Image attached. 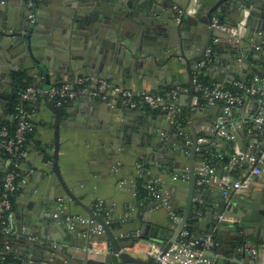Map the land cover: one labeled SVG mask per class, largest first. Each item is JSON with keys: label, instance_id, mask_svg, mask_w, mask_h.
<instances>
[{"label": "crops", "instance_id": "0c3cea01", "mask_svg": "<svg viewBox=\"0 0 264 264\" xmlns=\"http://www.w3.org/2000/svg\"><path fill=\"white\" fill-rule=\"evenodd\" d=\"M31 1L32 8H29L26 0H0V30L16 34L0 41V122L10 117L8 107L15 96L14 74L19 71H25L36 85L45 88L62 84L63 80L91 76L96 81L105 78L134 93L160 92L167 87L190 89L181 47L184 46L190 58L199 56L206 35L195 24L191 29L183 30L179 36L176 22L152 17L150 19L156 23L144 29L138 19L139 15H143V11L140 13L138 8L143 9L144 0ZM161 1L174 4L175 8H178L177 4L186 2ZM222 1L225 0H213L214 3L212 0H202L207 8L205 12H199L196 20L209 14L214 4ZM248 1L249 6L245 9L250 14L253 4L264 7V2ZM127 3L130 5L126 6ZM226 6L221 4L218 7L223 13L224 23L235 25L240 9L234 4ZM128 7L131 8L129 14ZM172 10L168 8L163 17L169 12L173 14ZM32 13L34 18H30ZM261 39L262 33L259 32L244 41L253 45ZM214 44L219 45L217 57L211 58L203 70L214 83L225 85L237 78H246L253 74L251 68L264 72V51L248 53L251 60L241 63L238 59L234 60V56L239 58L245 53L244 47L234 45L225 38H219ZM230 44L233 47H229ZM249 44L244 43L245 46ZM231 48H237L236 53ZM175 102L181 114L183 111L179 119L176 116L169 119L170 114L165 118V111L162 110L140 107L144 114H140L139 123L133 114L139 111L133 110L132 113L121 109L113 101H102L91 95L63 106L52 102L46 95L41 97L32 116L36 137L26 142L20 165L27 182L16 195L12 211L16 230L18 226L23 234L41 233L49 239L53 237L74 245L78 256L89 244L92 246L93 258L102 259L112 251L104 233L87 236L89 225L78 223L74 229H70L63 219L64 215L87 216L77 204L65 200L66 193L57 177L51 173L52 162L48 158L54 152L55 143V126L52 124L54 113L50 106L69 107L66 116L68 123L60 129L59 164L65 180L76 195L93 208L95 202L102 201L112 219L120 223V226L113 228L114 232L120 239L134 240L133 247L124 250L135 258L149 260L147 251L152 240L151 236L140 235L142 224L146 222L160 228H175V224L166 206L157 203L158 199L138 200L136 184L139 170L144 165L147 166V172L159 180L172 207L182 214L188 191L187 155L190 152V146L185 142L188 139L193 141L192 126L198 137L204 134L203 142L209 143L208 148L218 139L212 130L215 122L219 118L234 121L238 129L237 139L232 141L233 150L264 154L261 143L263 137L250 121L260 111L258 99L253 98L230 112L224 110L222 105L210 106L201 109V112L192 108V126L186 120L189 92L180 94ZM142 116L147 119L141 120ZM130 129L134 133L132 137H128ZM131 138L133 142L128 145ZM43 144H47L46 153L41 150ZM167 156H170L171 161L165 173L160 166H163V158ZM231 165L233 162L229 157L222 160L218 165L219 174L242 177L248 166L243 163L231 170L226 168ZM5 169V160L0 155V173H4ZM175 179L179 181L178 186L171 183ZM260 179L264 180V175ZM199 191L204 198L197 203L216 210L222 190L210 185ZM251 194L253 199L250 205L239 202L237 206L241 219L236 220L239 225L242 224L240 233L247 234L243 238L247 243L242 244L241 238L233 240L228 231L222 232L219 236L220 246L217 245L215 249L218 262L222 259L224 264H245L249 257L243 248H252L256 241L264 238V183L257 178L248 195ZM125 217L126 220L122 222ZM214 219V212L204 208L199 220L213 225ZM19 238L20 235L0 237V254L10 257L7 264L20 263L17 255L23 251V245L18 242ZM231 242L238 244L233 251ZM219 249L223 250V255H220Z\"/></svg>", "mask_w": 264, "mask_h": 264}, {"label": "built area", "instance_id": "2783aa9c", "mask_svg": "<svg viewBox=\"0 0 264 264\" xmlns=\"http://www.w3.org/2000/svg\"><path fill=\"white\" fill-rule=\"evenodd\" d=\"M198 8L194 1L189 7L188 12L194 13ZM220 10H217L211 22V27L229 34L232 42L237 45L243 39V34L248 26L250 12L244 9L242 19L234 26H229L221 21ZM219 39H215V43ZM258 51H264V46L255 44ZM213 47L206 51V58L201 63L193 66V84L194 96L192 99V108L204 109L210 106L222 105L227 112L243 106L249 100L256 98L261 104L260 111L250 118L251 123L256 126V130L263 137L264 146V77L250 74L248 77L237 78L230 82L232 88H227L222 84L203 83L199 75L205 67L211 62ZM249 54L243 52L238 61L244 63ZM189 88L172 89L165 93L143 91L134 93L131 90L119 85L110 83L105 78L97 81L91 76H79L73 82L55 84L49 88L39 85H30L20 92L19 100L15 106L14 119H16V128L13 132L7 126L0 129V155L5 160L6 169L1 179L0 187V230L4 235L19 236L12 218L13 197L20 191L27 182L24 174L21 172L20 165L24 157V145L27 142L28 134L35 128L33 122V113L41 97L48 96L49 99L59 105L64 102H70L79 99L85 95H91L102 101H113L116 104L121 102V107L137 109L148 107L153 110H162L168 114H174V117L181 114L180 108L176 105L177 97L182 93H188ZM238 125L233 121H225L219 118L213 125L212 130L218 138L227 141H236ZM204 137H198V142H203ZM185 144L190 146L192 141L186 140ZM227 151L218 152L215 156L224 160L230 158L233 165L227 166L229 170L247 163V170L242 177L221 176L218 167L211 161L204 158L197 161L196 175L197 188L202 190L210 185H215L222 190V196L226 202H229L235 194H248L255 183V179L264 175V154L254 151L238 150L227 156ZM139 177L145 178V188L149 195L161 200L166 206L169 214L175 224L181 219V213L173 210L169 197L164 193L159 180L145 171L139 170ZM258 179V180H259ZM96 212L101 214L107 221H113L110 212L105 208L102 201L95 202ZM195 217H202L201 210L193 211ZM58 216V214H57ZM222 218V217H221ZM63 219L70 229H74L78 223L90 226L87 236L92 234L104 233L102 227L96 224L89 216L64 215ZM223 219V218H222ZM126 217L121 221H125ZM227 220V219H226ZM228 220H235L234 218ZM216 244L211 233H201L199 236L190 237L187 227L183 229L176 243L173 244L164 254L160 249V243L152 241L149 244L147 253L152 256L157 264H219L215 255ZM245 254L249 261L245 264H264V245L257 247H244ZM5 257L3 256V259Z\"/></svg>", "mask_w": 264, "mask_h": 264}, {"label": "water", "instance_id": "95a60500", "mask_svg": "<svg viewBox=\"0 0 264 264\" xmlns=\"http://www.w3.org/2000/svg\"><path fill=\"white\" fill-rule=\"evenodd\" d=\"M122 1V0H121ZM194 1L197 3L198 8L196 12L194 13H189V7L193 5ZM244 3H242V0H225L222 1L220 4H214L215 6L213 7L212 10L208 8L211 12L209 14H205L201 16L198 20H196V16L200 14L199 12L204 11L207 7L203 5L202 0H186V2L182 5H178V8H175L174 4H166L162 2L161 0H144V7L143 9L138 8V11L141 13L143 11V15H139L138 19L139 22L142 24L141 26L144 29L150 28L152 24L156 22H152L150 18H158L161 20H166V21H171L173 20L176 22L177 26V34L181 36L183 30H188L191 29L192 25L195 24L199 30H202V33L206 35V38L204 40V44L200 50V54L198 57H193L190 58L186 52L184 46L181 47L182 49V58L185 60L186 64V70L188 72L189 76V83H190V91H189V96H190V103L189 106L187 107V116L186 120L190 121L191 124V115L190 111L192 109V99L194 96V84H193V66L194 63H200L205 60L206 58V51L208 48L213 47L215 49V57H217V53L219 51L218 44H214L215 39L219 38H225L228 40H232V37L229 34H226L224 32H221L219 30H216L212 28L211 22H212V17L214 13L218 10V7L223 4L224 7H227L226 5L234 4L235 6H238L240 11H239V17L235 21L237 24L243 17L244 9L249 6V1L248 0H243ZM260 2H264V0H258ZM213 2V0H212ZM226 2V4H224ZM214 3V2H213ZM212 3V4H213ZM130 5L129 3L126 4ZM182 6V7H181ZM158 7V8H157ZM169 9H175L174 11L172 10V13H168L169 15L164 16V12H166ZM128 12L127 14L130 13L131 8H127ZM231 10V8H229ZM251 14L249 15L248 18V26L247 30L243 34V39L238 42L237 46H242L245 48V51L247 53H253L257 54L259 51L256 50L255 44H249V46H245V38L248 37H253L255 33L261 32L262 33V39L261 40H256L257 45L264 46V7L257 5L256 3L253 4L251 7ZM75 21V20H74ZM73 21V22H74ZM87 21V20H85ZM235 24V25H236ZM230 26H234L231 24ZM16 35L15 33L9 34L7 31H2L0 30V41L4 40V38L8 36H14ZM233 44H230L229 47H233ZM237 48H231V51L236 53ZM234 60L237 61L238 57L234 56ZM252 72L255 74H258L262 77H264V72L259 70L258 68H251ZM241 76V75H240ZM68 82H73L72 81H62V83H68ZM51 87V86H50ZM52 112L54 113V118L52 120V124L55 126V143H54V152L52 155H48V158L51 159V173H53L57 179L59 180L64 192L66 193L65 200L66 201H72L75 204H77L86 214L89 216L92 220L95 221L96 224H99L103 231L104 234L109 242V244L112 247V251L107 253L102 259L98 258H93L91 256V250L92 246L91 244L88 245L87 249L81 253V255H76L75 254V249L74 245H69L60 241H57L55 238L49 239L45 235L41 233H37L36 235L27 233L23 234L19 227L17 226L18 233L20 235V238L18 239V242L22 244L23 246V251L17 255L19 264H157L156 260L150 256L149 260H143L141 258H135L131 256L128 252H126L124 249L126 248H131L134 245V240H123L120 239V237L114 232L113 228L109 223H107L106 219L99 213H97L93 206L90 204H87L83 202L73 191V189L69 186L67 181L64 178V175L61 171V167L59 164V155H60V146H61V136H60V129L62 126H66L68 122H66L68 119V113L70 111L69 107L62 108V107H57L55 105L50 106ZM121 109H126L128 111H131L133 113V110H136L137 112L139 111L140 113H133L135 114L134 116L139 119L140 123V114L143 113V109L137 108V109H132L129 107H120ZM198 112H201V109H197ZM163 116L165 118L168 117L167 112H163ZM174 114H171L169 116V119H173ZM177 117V116H176ZM179 119V117H177ZM147 118H144L142 116L141 120H144ZM170 120V121H171ZM70 121V120H69ZM132 128V127H131ZM192 131H193V141L192 144L190 145V152L188 153V166H187V171H188V180H187V186H188V191H187V198L185 205L182 208V214H181V219L178 221V224L173 231L170 239L168 241L160 242V249L162 250V254H164L173 244L176 243L177 239L179 238L181 232L185 227L189 225V219L190 216L193 212V210H197L199 207H201L200 204L197 202L200 200H203L204 196L201 191L198 190L197 188V175H196V167H197V161L199 159H202L205 155V150L207 149V146L209 145L208 142H198V134L192 126ZM130 132V133H129ZM128 132V137H132L131 135H134V133L131 131ZM127 142V141H126ZM133 142V139L131 138L130 142H127L128 145ZM43 148L41 150L43 153H46V148L47 144H43ZM252 153L254 151H251ZM168 158V159H167ZM167 158H163V166H160L161 168L164 169V172L166 173L168 171V163H170L171 159L170 156H167ZM170 159V160H169ZM151 166H153V163H150ZM259 179V178H258ZM259 181L264 183L263 179H259ZM171 183L178 186L179 181L178 180H171ZM250 193V192H249ZM248 193V194H249ZM248 194H235L231 197L229 202H226L225 198L222 196L218 201H217V207L216 210L214 207H204L207 210L214 212L215 214V219L213 222V225L208 224L207 222H204L203 220H199L195 225V235L199 236L202 232L205 233H211L213 234V238L215 240L216 246H220V234L222 232L228 231L231 233L232 239L239 240V238L243 239L244 236L247 237L246 233H240V229H242V224L239 225L238 221L236 219H241L240 215V210H237V206L239 202L245 203V204H251V200L253 199V195H248ZM157 203H161V200H158ZM175 210V208H173ZM215 210V211H214ZM223 219H222V218ZM234 218L235 220H228ZM227 219V220H226ZM140 235L142 236H153V237H159V236H164L166 235V232L164 229H161L160 227H152L151 225L147 224L146 222L142 224L141 232ZM89 238V237H88ZM8 240H11V238H7ZM240 239V240H241ZM15 240V239H13ZM240 242V241H239ZM232 243V242H231ZM242 244L247 243L246 240L241 241ZM238 244L232 243L230 245V248L232 251ZM259 245H264V238L256 241L254 247H257ZM246 247V246H245ZM220 255H223V250L219 249L218 251ZM219 264H224L223 260L220 259ZM247 263V262H246Z\"/></svg>", "mask_w": 264, "mask_h": 264}, {"label": "trees", "instance_id": "16d2710c", "mask_svg": "<svg viewBox=\"0 0 264 264\" xmlns=\"http://www.w3.org/2000/svg\"><path fill=\"white\" fill-rule=\"evenodd\" d=\"M220 18L221 21L224 22V17H223V13L220 12ZM215 49L213 48V52H212V58L215 56ZM247 60H251V55L248 56ZM250 77V76H249ZM199 79L200 81H202L203 83H210V84H214V82L207 77V75L205 74L204 71L201 72V74L199 75ZM30 85H36L34 83V81L32 80V78L28 77L25 71H19L16 72L14 74V80H13V86H14V90H15V96L13 97V99L11 100V102L9 103V107H8V113L10 114V117H8L7 119L3 120L2 122H0V129L3 126H7L9 128V130L11 132H13L16 128V119H14V114H15V106L19 100V96H20V92L25 89L26 87L30 86ZM225 87L227 88H232L231 85L229 83L225 84ZM172 87H167L164 88L160 91V93H165L167 91L172 90ZM66 102H64L62 104L65 105ZM119 105H121V102L118 103ZM183 115V111L182 114L180 116ZM27 141L35 138L36 137V129L34 128L27 136ZM200 137H204V134H200ZM217 142H214L211 146H209L206 150H205V155H204V159L211 161L213 164H215L217 167L219 165V163L221 162V159L217 158L215 155L218 152H225L227 151L228 155H231L232 153H234L233 150V146H232V142L227 141L225 139L222 138H218L216 140ZM26 144V143H25ZM223 145V147H222ZM25 147V145H24ZM144 170L147 171V166H143ZM4 175V173H0V184H1V179L2 176ZM136 191H137V198L139 201L142 200H148L151 199L152 197L149 195L147 189L145 188V178L139 177L137 179V184H136ZM18 194V193H17ZM16 194V195H17ZM16 195L13 197L12 202H13V207H14V203H15V199H16ZM154 199V198H153ZM94 209L96 210V208L94 207ZM198 210H201L202 213H204V206L201 205V207L198 208ZM199 217H195V215L192 213L189 219V225L187 226V230L190 232V237H193L195 235V229H194V225L198 222ZM112 228H116L118 226H120L119 222L116 221H112L110 223ZM164 229L166 232V235L164 236H159V237H153L151 236V240L152 241H156L158 243L160 242H164V241H168L173 233V231L175 230V228H171V227H166V228H161ZM4 234L1 232L0 230V237H2ZM3 256L5 257L3 259ZM10 261V257L9 255H5V254H0V264H7Z\"/></svg>", "mask_w": 264, "mask_h": 264}, {"label": "flooded vegetation", "instance_id": "af4514ba", "mask_svg": "<svg viewBox=\"0 0 264 264\" xmlns=\"http://www.w3.org/2000/svg\"><path fill=\"white\" fill-rule=\"evenodd\" d=\"M28 3L29 8L33 7V2L31 0H26ZM30 18H34V13L30 14Z\"/></svg>", "mask_w": 264, "mask_h": 264}]
</instances>
